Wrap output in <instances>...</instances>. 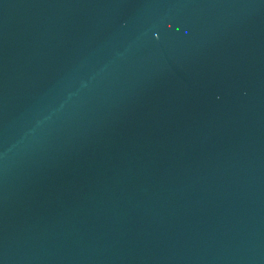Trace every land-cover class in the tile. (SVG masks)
<instances>
[{"label": "water", "instance_id": "water-1", "mask_svg": "<svg viewBox=\"0 0 264 264\" xmlns=\"http://www.w3.org/2000/svg\"><path fill=\"white\" fill-rule=\"evenodd\" d=\"M0 264H264V0H0Z\"/></svg>", "mask_w": 264, "mask_h": 264}]
</instances>
